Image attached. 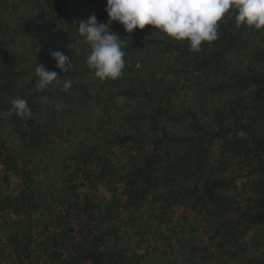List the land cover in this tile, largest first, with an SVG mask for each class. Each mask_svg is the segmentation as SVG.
<instances>
[{
  "label": "trees",
  "instance_id": "1",
  "mask_svg": "<svg viewBox=\"0 0 264 264\" xmlns=\"http://www.w3.org/2000/svg\"><path fill=\"white\" fill-rule=\"evenodd\" d=\"M106 7L0 0V264H264V30L231 13L193 52L113 22L126 66L100 81L77 30ZM37 63L71 89L38 92Z\"/></svg>",
  "mask_w": 264,
  "mask_h": 264
},
{
  "label": "clouds",
  "instance_id": "2",
  "mask_svg": "<svg viewBox=\"0 0 264 264\" xmlns=\"http://www.w3.org/2000/svg\"><path fill=\"white\" fill-rule=\"evenodd\" d=\"M106 3L107 24L98 22L92 14L79 23L77 30L91 49L87 64L100 81L119 79L126 66V45L121 36L112 31L113 22L121 24L128 34L151 26L155 33L161 32L177 42L186 41L193 52L218 39L220 23L231 13H235L237 28L247 25L264 30V0H106ZM49 55L57 68L70 71L72 59L56 50H50ZM34 71L38 77V92L61 80L65 91L72 87L69 77L62 79L43 64L37 63ZM125 99L118 97L117 102L123 104ZM10 112L21 119L32 115L28 101L23 98L11 101Z\"/></svg>",
  "mask_w": 264,
  "mask_h": 264
}]
</instances>
